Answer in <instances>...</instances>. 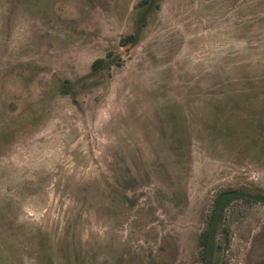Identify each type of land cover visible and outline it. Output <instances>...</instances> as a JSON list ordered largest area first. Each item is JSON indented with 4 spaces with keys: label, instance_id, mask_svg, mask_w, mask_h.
Returning <instances> with one entry per match:
<instances>
[{
    "label": "rangeland",
    "instance_id": "obj_1",
    "mask_svg": "<svg viewBox=\"0 0 264 264\" xmlns=\"http://www.w3.org/2000/svg\"><path fill=\"white\" fill-rule=\"evenodd\" d=\"M137 1L0 0V264H264V202L196 240L264 190V0Z\"/></svg>",
    "mask_w": 264,
    "mask_h": 264
},
{
    "label": "trees",
    "instance_id": "obj_2",
    "mask_svg": "<svg viewBox=\"0 0 264 264\" xmlns=\"http://www.w3.org/2000/svg\"><path fill=\"white\" fill-rule=\"evenodd\" d=\"M144 2H146V0L137 1L138 4H142ZM132 37L133 33L129 32L120 36L118 41L120 43H124L126 40H131ZM102 61V56H96L90 61L89 66L91 69H95L102 63ZM233 198H239V200L243 203L264 202V190H255L250 192L248 189L239 186L227 185L214 191L205 214L203 225L199 229L196 237L198 253L201 259L205 258L207 251L209 250L210 239L216 222L220 218L222 219L226 204Z\"/></svg>",
    "mask_w": 264,
    "mask_h": 264
}]
</instances>
